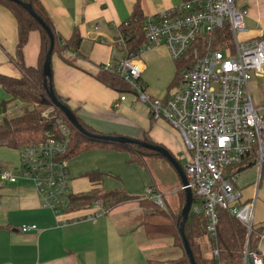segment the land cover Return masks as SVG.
<instances>
[{
    "label": "crops",
    "instance_id": "1",
    "mask_svg": "<svg viewBox=\"0 0 264 264\" xmlns=\"http://www.w3.org/2000/svg\"><path fill=\"white\" fill-rule=\"evenodd\" d=\"M136 0H39L57 35L63 42L73 31L81 37L75 57L71 52L65 60L57 55L51 58V81L54 92L74 112L84 125L102 135L123 136L146 141L166 149L178 162H187V156L178 135L166 121L151 119L147 108L127 92L119 107L114 104L118 93L95 79L99 68L111 59L112 43L117 26L130 15ZM184 0H139L146 17L177 6ZM239 10L246 11L242 41L264 37V0H235ZM39 35L30 33L22 48L21 60L16 54L17 30L12 14L0 4V74L20 78L19 61L26 67H35L39 54ZM141 85L151 97L165 99L174 81V63L163 46L151 48L142 58ZM257 107L264 118V69L250 82ZM249 84V90H250ZM177 90V89H176ZM251 95V92H250ZM252 99V96H251ZM10 97L0 88V105ZM19 106L9 104L5 112L0 107V120L19 114ZM10 113H16L10 117ZM129 153L114 149H94L75 156L66 163L69 193L84 195L93 189L87 174L100 173L102 191L124 190L130 195L144 194L151 187L159 191L165 204L167 196L176 197L182 187L174 167L163 157L148 161L147 167L130 163ZM0 158L8 159L0 153ZM19 159V158H18ZM18 164V161H17ZM16 165L1 164L8 168ZM250 167L235 176L252 174ZM263 171V173H262ZM258 169V183L253 223L264 235V170ZM184 172V171H183ZM255 177V176H254ZM242 185L251 180L246 175ZM234 181V188L240 193ZM251 184L244 187L247 203L252 197ZM148 189V190H147ZM241 190V191H240ZM254 191V189H253ZM243 192V191H242ZM139 197V196H137ZM173 201V200H172ZM240 202V200H239ZM252 202V201H251ZM246 203V204H247ZM62 208V207H61ZM59 209V208H58ZM102 210V208L100 207ZM140 210L137 201L122 204L112 211L91 219L96 209L54 213L42 206V200L30 181L14 184L0 181V264H149L153 258L149 240L145 239L140 220H130L129 214ZM141 213V210H140ZM35 226L36 230L22 233L21 226ZM146 243L147 245H143ZM158 247V246H157Z\"/></svg>",
    "mask_w": 264,
    "mask_h": 264
},
{
    "label": "built area",
    "instance_id": "2",
    "mask_svg": "<svg viewBox=\"0 0 264 264\" xmlns=\"http://www.w3.org/2000/svg\"><path fill=\"white\" fill-rule=\"evenodd\" d=\"M246 11L236 8L235 0H184L177 6L145 17L146 40L135 56L115 49L101 70L117 77L129 93L143 104L151 119L166 121L181 138L187 162L184 175L192 193L190 210L206 219L205 233L212 239L219 223L218 212L226 211L252 230L255 202L240 204L234 188V169L253 161L264 167V118L254 107L249 84L264 69V37L242 41ZM227 31L229 43L218 42L216 34ZM163 46L173 63L181 64L176 91L165 99L151 97L141 85L142 56L151 48ZM117 47L124 48L122 39ZM71 57H75L70 53ZM117 98L114 108L125 101ZM51 106L43 115L56 125L45 140L19 151L16 167L0 165V181L14 184L30 181L42 206L54 213L68 202L69 180L64 156L69 143L65 122L53 115ZM149 200L165 209L163 195L150 188ZM193 198L195 201L193 202ZM96 205L90 218L104 212ZM22 233L36 230L21 226ZM217 257L216 248L211 251ZM264 264V235L254 249L246 242L242 264Z\"/></svg>",
    "mask_w": 264,
    "mask_h": 264
},
{
    "label": "trees",
    "instance_id": "3",
    "mask_svg": "<svg viewBox=\"0 0 264 264\" xmlns=\"http://www.w3.org/2000/svg\"><path fill=\"white\" fill-rule=\"evenodd\" d=\"M19 1L29 5L33 13L49 29L53 37L52 56L57 55L60 59L72 65L69 61L65 60L64 56L67 52L77 53L82 40L76 30L73 31L69 40L63 42L57 35L51 20L39 0ZM0 4L3 5L15 19L17 30L16 54L19 60H21L22 48L27 43L30 33L36 32L39 35L40 44L37 65L35 67H26L22 61H19V67L22 71V76L20 78H11L0 74V88L10 97V100L1 103L0 107L3 112H5L6 106L11 103L18 105L20 108L19 114L13 118L4 117L0 120V148L20 151L25 147L44 141L48 132L56 131V125L53 124V121L44 118L42 115L45 110L53 106L48 97L47 88L51 87L57 101L63 105L65 104L54 92L52 81L50 83L47 81L44 85L42 67L50 45L49 37L45 29L19 4L7 0H0ZM144 20L145 16L140 9L139 0H136L129 17L116 28L117 34L112 43L113 50L115 49L121 54L124 53L128 57L135 56L146 40L142 29ZM118 39H122L124 48L117 47ZM216 39L218 42L229 43V34L227 31L219 32L216 34ZM174 68V81L170 87L172 85H177L181 64L174 63ZM95 79L118 93L129 92V88L125 84L113 74L102 71L101 67L95 75ZM45 86L47 88H45ZM72 113L74 114L73 111ZM53 115L61 118L69 129V143L66 155L64 156L66 161L83 152L94 149L126 151L129 153L130 163L143 165L144 167H147L148 161L162 158L158 153L138 145L117 144L95 138L93 136L104 135L91 130L76 117L81 127L88 134L93 135L92 137L86 136L75 129L57 108H55ZM142 142L146 141L143 140ZM253 165V161L248 160L247 163H242V165L230 169V173L236 176ZM262 170H264V167ZM86 177L93 185V189L84 195L70 194L65 212L72 213L79 210H89L95 203H99L102 210L108 213L122 204L130 201H137L141 210L140 225L145 239L149 241L170 239L173 247L180 250L182 255L178 260L167 262V264H190L184 252L183 242L179 234L181 222L180 210H182L185 203V193L183 190H178L176 192L179 211L177 213H172V210L167 204H165L166 208L161 210L147 197L130 196L122 189L106 192L100 190L99 187L102 180V175L100 173L87 174ZM194 201L195 199L193 198V202ZM218 216L219 223L216 236L212 239L205 233V217L203 215H196L190 210L184 225L183 233L188 242L194 263L242 264L246 242H248L249 250L254 249L258 243L259 235L261 234L253 223L251 233L248 236L246 227L226 211L220 210ZM199 240H204L209 246L210 251L216 248L218 256L214 258L212 256H204L198 243ZM149 264L160 263L149 261Z\"/></svg>",
    "mask_w": 264,
    "mask_h": 264
},
{
    "label": "water",
    "instance_id": "4",
    "mask_svg": "<svg viewBox=\"0 0 264 264\" xmlns=\"http://www.w3.org/2000/svg\"><path fill=\"white\" fill-rule=\"evenodd\" d=\"M7 1H11V2H14L16 4H19L21 7H23L28 12V14L31 17H33L45 29V31H46V33H47V35L49 37L50 45H49V49L47 51V54H46V57H45V60H44V63H43V67H42V72L43 73L42 74H43V77H44V85L46 84L47 81H48V83H50L51 82V57H52V50H53V37H52L49 29L33 13L32 9H31V7L29 5L21 3L19 0H7ZM45 88H47V87L45 86ZM47 93H48V97L51 100L52 105L55 108H57L64 115V117L68 120V122L70 124L73 125V127L75 129H77L79 132H81L82 134H84L86 136H89V137L93 136V135L88 134L81 127V125L78 123L75 115L72 113V111L68 107H66L65 105H63V104H61V103H59L57 101V99L55 98V96L53 94V91H52L51 87L47 88ZM93 137L98 138V139L103 140V141H108V142H111V143L138 145V146H140L142 148H145V149H148V150H151V151H154V152L158 153L159 155H161V157H163L165 160H167L174 167V169L177 171V173L179 174L180 179H181L182 187H186L187 186V180H186V177L184 175V172L182 171V168L180 167L178 162L173 158V156L166 149H164L163 147H160V146H157V145H153V144H150V143H146V142H142V141H139V140H136V139L123 137V136H107V135L99 136L98 135V136H93ZM184 193H185V203H184V206H183V208L181 210V214H180L181 222H180V226H179V234H180V237L182 239L183 249H184V252H185V254H186V256H187V258L189 260V263L190 264H195L194 260H193V257L191 255V251H190L188 242L185 239L184 233H183L184 225H185V222H186L187 217L189 215L190 207H191V204H192V193H191V191L188 188H186L184 190Z\"/></svg>",
    "mask_w": 264,
    "mask_h": 264
},
{
    "label": "rangeland",
    "instance_id": "5",
    "mask_svg": "<svg viewBox=\"0 0 264 264\" xmlns=\"http://www.w3.org/2000/svg\"><path fill=\"white\" fill-rule=\"evenodd\" d=\"M236 7L239 8V5L236 4ZM253 77H255L254 74H253ZM175 91H176V87H172L170 89V93H173ZM250 92H251V96H252L253 103L257 107V104L258 103H257L256 95H255V93H254L253 90L251 91V84H250ZM47 111H48V109L45 110L42 114L44 115ZM261 113L262 112H259L260 115H262ZM15 114L16 113H10L9 116L12 117ZM178 135H179V133H178ZM179 137H180V135H179ZM0 153H3L4 155H6L8 157V159L0 158V165L1 164H10V165H16L17 164V161H18V158H19V151H13V150H9V149H6V148H0ZM180 164H181V166H185L186 165L185 161H183V160H181V163ZM252 167H254V169L256 171L253 170L254 172L252 174H249L248 172L245 171L244 176H242L238 180L236 178V180H235L236 181L235 182L236 187L238 189H241L243 191L242 192L240 190L241 191V194H242V197L240 199V204H243V205L247 203V201H246V198L247 197H245L244 192L247 191L248 189H246L244 191V187H247L248 184H251V186H252L251 187L252 188V197H251V200L248 201V202H251L252 201L251 203H253L256 200V187H257V183H258V176L256 177V173L258 174V172H257L258 171V168L256 166H254V165ZM246 175H252V178H251V180H247L245 178V182L241 185L240 184V180L241 179H244L243 177H246ZM253 189H254V191H253ZM128 195H130V194H128ZM130 196L146 197L147 196V191L144 194H140V195H130ZM167 197L170 198V200L166 202V203H168V207L172 210V213H177L179 211L178 210L179 209V203H178V200L176 198L177 196L174 197V198L172 196H167ZM96 205H99V203H95L92 206L91 209H95L96 208L95 207ZM65 207L66 206H64L62 208H59L58 209V212L59 213L64 212L65 211ZM100 207L101 206H99V208ZM140 214H141L140 213V210L138 212H133L132 211L129 214V216L131 217L130 220H135V221L138 220L139 221L140 220ZM148 242L150 243L149 245H151V246L155 245L156 246V248H152V253L151 254H152L153 258H156V259L163 258V260H153L152 262H154V263L157 262V263H160V264H164V263L167 264V262H172V261L178 260L181 257V255H182V253H181L180 250H178V249H176V248L173 247L172 241L170 239L155 240V241H151L150 240ZM198 243H199V245H200V247H201V249L203 251L204 256L211 257L212 256L211 255V251L209 249V246L206 244V242L204 240H202V241L199 240ZM143 245H147V244L146 243H143ZM155 246H153V247H155Z\"/></svg>",
    "mask_w": 264,
    "mask_h": 264
},
{
    "label": "bare ground",
    "instance_id": "6",
    "mask_svg": "<svg viewBox=\"0 0 264 264\" xmlns=\"http://www.w3.org/2000/svg\"><path fill=\"white\" fill-rule=\"evenodd\" d=\"M255 166V165H254Z\"/></svg>",
    "mask_w": 264,
    "mask_h": 264
}]
</instances>
